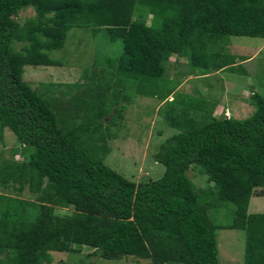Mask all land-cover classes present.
Segmentation results:
<instances>
[{"label": "trees", "instance_id": "1", "mask_svg": "<svg viewBox=\"0 0 264 264\" xmlns=\"http://www.w3.org/2000/svg\"><path fill=\"white\" fill-rule=\"evenodd\" d=\"M28 8L35 14L21 24ZM74 29L121 37L120 55L84 71L91 82L83 95L70 97L78 83L65 85L60 98L33 89L25 67H61L51 54ZM232 37L264 39V0H0V142L8 129L19 143L0 165V264L51 263L52 252L84 247L94 250L88 260L220 264L223 228L245 232L244 264H264V213L249 214L255 191L264 195V95L253 90L255 110L241 120L216 117L212 95L180 90L197 73L247 75L237 63L249 59L228 51ZM137 96L164 103L159 115L177 132L154 155L162 178L142 184L105 162L111 127L121 128ZM194 166L207 177L200 194L187 176ZM224 203L236 207L227 227L209 214Z\"/></svg>", "mask_w": 264, "mask_h": 264}, {"label": "rangeland", "instance_id": "2", "mask_svg": "<svg viewBox=\"0 0 264 264\" xmlns=\"http://www.w3.org/2000/svg\"><path fill=\"white\" fill-rule=\"evenodd\" d=\"M32 8L23 9L19 12L17 20L23 24L27 19L34 16ZM151 17L147 18V24H151ZM124 33V32H123ZM120 36V35H119ZM116 41L109 39L104 30L96 35L88 30L74 29L70 32L63 50L55 51L51 57L61 62V67L26 66L23 76L33 89L47 96L60 98L58 91L65 90V85L80 84L81 89L75 90L70 97L83 95L81 92L91 80L85 78L83 73L94 68L101 69L100 61L106 57H118L122 51L121 37L114 35ZM21 44L15 46L20 50ZM228 51L239 57H247L249 60L239 62L243 64L247 75L229 72L212 73L207 79L192 75L186 76L181 85V91L193 94L196 89L203 95L211 97L218 105L214 115H223L235 119L245 120L249 118L255 108L250 105L253 90L264 95V39L248 37H232ZM181 62H183L181 60ZM168 67V66H167ZM170 69V68H169ZM184 68H177L181 71ZM176 69L171 72L175 74ZM185 73L183 70L182 74ZM194 80V81H193ZM43 84H53L54 90L47 92ZM62 85V87H55ZM213 89L212 92L209 91ZM172 100V97L169 98ZM67 98L64 100V105ZM164 103L157 99L137 96L133 104H129L124 112L121 128L111 127V133L116 136L108 141L109 153L105 156L106 164L114 171L123 175L126 179L136 184L159 180L162 178L165 168L154 161V155L159 146L172 135L177 133L166 125L159 115L160 108ZM69 106V105H68ZM109 121V118L106 120ZM19 147L16 137L10 130L5 131V138L0 142V165L3 161L12 158L14 149ZM20 155L15 160H22ZM199 166L192 167L187 176L193 183L196 193L200 194L207 187V177L201 174ZM4 195L18 196L21 199L35 201L36 196L25 191L17 194L13 190L1 191ZM73 208L56 209L58 215L73 213ZM236 207L231 203H224L219 209L210 211V218L215 225L227 227L232 224ZM264 213V195L262 188L255 191L249 207V214ZM218 251L220 264H244L246 247V234L241 230L220 229L218 230ZM94 250L88 247L82 248L81 254L51 253V263L44 264H83L85 260L93 264H150L147 260H137L133 257L118 260H106L99 257H91Z\"/></svg>", "mask_w": 264, "mask_h": 264}, {"label": "clouds", "instance_id": "3", "mask_svg": "<svg viewBox=\"0 0 264 264\" xmlns=\"http://www.w3.org/2000/svg\"><path fill=\"white\" fill-rule=\"evenodd\" d=\"M228 118H230V117H228Z\"/></svg>", "mask_w": 264, "mask_h": 264}]
</instances>
